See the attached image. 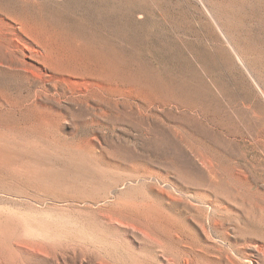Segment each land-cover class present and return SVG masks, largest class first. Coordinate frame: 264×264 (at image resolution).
Here are the masks:
<instances>
[{
    "label": "rangeland",
    "instance_id": "374dc122",
    "mask_svg": "<svg viewBox=\"0 0 264 264\" xmlns=\"http://www.w3.org/2000/svg\"><path fill=\"white\" fill-rule=\"evenodd\" d=\"M0 19L97 84L56 96L0 65V264L256 261L264 0H0Z\"/></svg>",
    "mask_w": 264,
    "mask_h": 264
},
{
    "label": "bare ground",
    "instance_id": "6f19581e",
    "mask_svg": "<svg viewBox=\"0 0 264 264\" xmlns=\"http://www.w3.org/2000/svg\"><path fill=\"white\" fill-rule=\"evenodd\" d=\"M0 38L3 39L4 41L5 40L11 41L12 38L15 39V44L13 42V45H9L7 43L6 44L8 46L0 44V53H1L0 65H4L15 71L21 72L25 75H29L30 77L38 78L39 81L40 80L42 81V82L40 81V83H42L44 86H40V87L45 89V92H51L53 90V93L56 96H59L60 94L62 95L73 94V93L82 94L83 92L87 93L89 89H91L92 87H97V84H95L89 78L78 77L73 75L64 76L60 74L49 63V57L45 53V48L39 43L27 39L26 35L23 34L13 22L0 19ZM46 84H49V87H46L47 86ZM41 97L40 95L38 96V98ZM0 104H2L3 106L6 105V102L0 99ZM209 224L210 223L208 222V227ZM203 230L204 227H202L200 231L203 232ZM138 231L141 230L139 229ZM137 239L151 240L158 245L157 247L163 246V243L158 238H137ZM175 239L181 241V238H175ZM204 240L207 241L209 240V238H204ZM262 246L254 245L250 247V249L252 250L251 252L252 256L256 258V261L253 264H264V250L261 248ZM175 247L178 249V252L176 254H172V257L170 259L168 258L166 260L162 258L163 263L160 264H213V262L209 260L207 257L200 256L197 259V256L199 255L197 256L194 255L196 251L193 249L192 246L188 248V251L182 249L183 246L180 244H176ZM180 247L182 250H180ZM228 263L232 264L230 263V261H228ZM237 264H242V262Z\"/></svg>",
    "mask_w": 264,
    "mask_h": 264
}]
</instances>
